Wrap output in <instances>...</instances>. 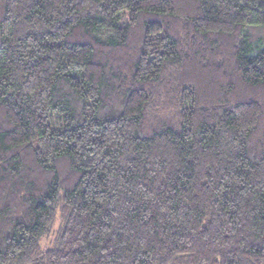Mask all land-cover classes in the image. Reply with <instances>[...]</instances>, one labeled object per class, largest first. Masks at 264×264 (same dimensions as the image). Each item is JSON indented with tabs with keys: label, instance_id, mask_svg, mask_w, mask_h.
<instances>
[{
	"label": "trees",
	"instance_id": "obj_1",
	"mask_svg": "<svg viewBox=\"0 0 264 264\" xmlns=\"http://www.w3.org/2000/svg\"><path fill=\"white\" fill-rule=\"evenodd\" d=\"M0 264H264V0H0Z\"/></svg>",
	"mask_w": 264,
	"mask_h": 264
},
{
	"label": "rangeland",
	"instance_id": "obj_2",
	"mask_svg": "<svg viewBox=\"0 0 264 264\" xmlns=\"http://www.w3.org/2000/svg\"><path fill=\"white\" fill-rule=\"evenodd\" d=\"M43 245L46 246V241L43 242Z\"/></svg>",
	"mask_w": 264,
	"mask_h": 264
}]
</instances>
